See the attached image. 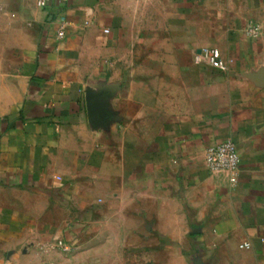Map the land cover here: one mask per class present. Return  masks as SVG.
Here are the masks:
<instances>
[{"label":"crops","instance_id":"obj_1","mask_svg":"<svg viewBox=\"0 0 264 264\" xmlns=\"http://www.w3.org/2000/svg\"><path fill=\"white\" fill-rule=\"evenodd\" d=\"M0 264H264V0H0Z\"/></svg>","mask_w":264,"mask_h":264},{"label":"built area","instance_id":"obj_2","mask_svg":"<svg viewBox=\"0 0 264 264\" xmlns=\"http://www.w3.org/2000/svg\"><path fill=\"white\" fill-rule=\"evenodd\" d=\"M68 0H36V5L42 10L49 9L52 5L58 3L64 5ZM61 25L66 22L64 19L60 20ZM260 28L258 25H251L248 33L252 36H258ZM59 37H65V30L61 28L59 31ZM196 61L198 63H204L212 69L219 72H227L234 61L226 60L222 57V54L218 48L204 47L196 52ZM206 166L212 173L220 172H235L240 168L241 158L238 154L237 147L234 143L228 141L215 146L210 147L206 151ZM58 247L65 252H70L71 248L67 247L63 243L59 242ZM250 244H244L241 248H249Z\"/></svg>","mask_w":264,"mask_h":264},{"label":"water","instance_id":"obj_3","mask_svg":"<svg viewBox=\"0 0 264 264\" xmlns=\"http://www.w3.org/2000/svg\"><path fill=\"white\" fill-rule=\"evenodd\" d=\"M97 114H99L100 117H103V116H104V110H103V107H101V108L98 110Z\"/></svg>","mask_w":264,"mask_h":264}]
</instances>
